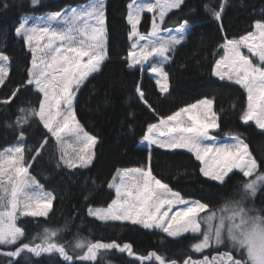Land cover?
I'll use <instances>...</instances> for the list:
<instances>
[{
	"label": "snow or ice",
	"instance_id": "1",
	"mask_svg": "<svg viewBox=\"0 0 264 264\" xmlns=\"http://www.w3.org/2000/svg\"><path fill=\"white\" fill-rule=\"evenodd\" d=\"M41 3L31 0L33 6ZM184 4L185 0H131L127 5L130 48L123 59L129 69L139 66L143 72L147 65L162 96L170 89L165 65L171 63L191 27L185 22L172 34L173 30L163 25L168 14L181 10ZM227 4L228 0H220L218 8L209 4L204 8L221 22ZM145 13L152 14L147 33L140 30ZM220 27L223 31L222 23ZM252 28L238 39L224 38L217 49L222 54L215 60L212 75L243 89L246 106L239 119L264 131V19L255 20ZM15 36L30 53V66L26 67L25 81L12 89L10 96L0 99V104H10L23 91L34 92L37 98L35 105L18 109L15 124L8 125L16 133V142L0 149V256L9 258L0 264H19L16 258L25 254L23 258L27 259L29 253L35 257L58 255L65 264H96L101 253L112 250L127 253L140 264H264V209L249 204L264 188V171L239 133H223L227 141L214 135L221 128L223 108L217 111L215 98L207 97L149 123L141 139L149 150L148 162L117 169L107 185L115 198L107 207H87V215L105 225L130 224L158 230L172 240L191 239V252L203 254L202 258L187 255L181 261L156 251L144 256L136 254L130 243L79 236L70 250L58 239L62 229L47 226L35 236L26 237L18 221L29 217L47 219L56 199L30 172L33 165L50 150L55 167L68 170L89 168L95 157L97 138L78 120L75 99L89 77L99 73L109 59L105 0H91L81 8L41 16L38 22L25 17L15 28ZM10 63L11 57L0 51V87L6 86ZM136 93L155 113L139 84ZM34 125L41 129V135L38 141L29 143V129ZM153 146L190 153L199 162L200 173L219 185H225L232 178L230 174L238 172L244 178L239 198L225 200L216 208L186 199L154 174Z\"/></svg>",
	"mask_w": 264,
	"mask_h": 264
},
{
	"label": "trees",
	"instance_id": "2",
	"mask_svg": "<svg viewBox=\"0 0 264 264\" xmlns=\"http://www.w3.org/2000/svg\"><path fill=\"white\" fill-rule=\"evenodd\" d=\"M90 2L42 0L41 5L33 6L31 0H0V51L11 57L8 81L5 87H0V99L10 96L11 90L25 81L26 67L30 66V53L22 40L15 36L18 23L25 17H33L38 22L41 16L81 8ZM130 2L105 0L109 59L99 73L89 77L75 99L78 120L85 131L97 138L91 166L75 170L56 168L55 157L50 150L38 164L33 165L30 172L56 196L52 211L47 219L21 218L18 223L25 228L29 238L42 232L45 226L62 229L58 239L70 250L79 236L94 241L130 243L136 254L144 256L156 251L169 259L182 261L187 255L196 258V253H192L189 247L193 243L191 239L172 240L158 230H146L130 224L123 227L105 225L89 217L87 207H107L115 198L114 191L107 185L117 169L144 166L148 162L149 150L141 139L149 123H156L160 117L205 97L215 98L217 111L223 108L220 112L221 128L214 135L221 141H227L229 138L223 133H239L261 165L260 170L264 171V132L254 124H243L239 119L241 110L246 106V94L238 85L212 75L215 60L222 54V50L217 52L218 46L225 37L238 39L252 31L254 21L264 19V0H228L221 22L215 21L204 8L205 4L218 8L220 0H185L181 10L169 13L164 28L176 29L187 22L192 29L186 41L178 47L171 63L165 67L169 73L170 89L169 94L163 96L148 73L129 69L123 59L130 48V26L127 23V5ZM150 23L151 17L147 14L142 19L140 30L147 33ZM138 84L155 113L139 100L136 93ZM36 98V93L23 91V94L12 98L10 104H0V149L16 142V133L8 125L15 124L19 108L35 105ZM40 135V128L31 127L29 143L38 141ZM151 165L158 178L186 199L200 200L213 208L219 207L225 200L238 199L244 179L237 172L230 174L232 178L225 185L210 181L200 173L199 162L183 150L169 152L153 146ZM2 249L3 246H0ZM24 255L16 258L19 264H65L58 255L35 257L29 253L26 254L27 259L23 258ZM7 259L0 256V261ZM96 264L140 262L127 253L112 250L101 253Z\"/></svg>",
	"mask_w": 264,
	"mask_h": 264
},
{
	"label": "rangeland",
	"instance_id": "3",
	"mask_svg": "<svg viewBox=\"0 0 264 264\" xmlns=\"http://www.w3.org/2000/svg\"><path fill=\"white\" fill-rule=\"evenodd\" d=\"M138 2H139V0H138ZM174 11V10H173ZM150 15V17L152 16V14H149V13H145L144 14V16L145 15ZM141 23H142V21H141ZM150 28H151V23H150ZM150 30V29H149ZM171 30H173L172 31V34H175V29H171ZM191 31V27L186 31V33H185V36H186V38H187V35H188V33ZM183 44V43H182ZM179 47V46H178ZM246 51V50H245ZM168 65V64H167ZM167 65H165V67L167 66ZM135 69H139V66H137V68H135ZM135 69H132V70H135ZM143 72H146V73H148V75L154 80V82H155V79L152 77V74L150 73V71L148 70V66L147 65H145V70L143 71ZM142 72V73H143ZM225 81H227V80H225ZM227 82H229V81H227ZM229 83H231V82H229ZM233 84V83H232ZM166 95V94H165ZM249 124H254V123H252V122H249ZM255 125V124H254ZM260 130V129H259ZM261 131V130H260ZM261 132H264V131H261ZM263 192H264V188H262L260 191H258L257 192V194H256V197L254 198V200H250L249 201V204H250V206H254L256 209H264V195H263ZM207 251H211V250H207ZM212 254H215L214 252L212 253ZM202 255L203 254H197L196 253V258H202Z\"/></svg>",
	"mask_w": 264,
	"mask_h": 264
}]
</instances>
